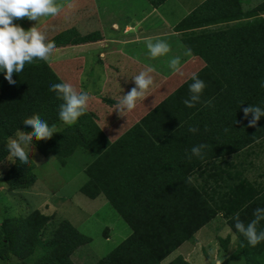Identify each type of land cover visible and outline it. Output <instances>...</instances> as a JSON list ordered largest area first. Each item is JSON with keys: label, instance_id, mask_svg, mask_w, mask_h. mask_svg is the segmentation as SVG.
Instances as JSON below:
<instances>
[{"label": "trees", "instance_id": "16d2710c", "mask_svg": "<svg viewBox=\"0 0 264 264\" xmlns=\"http://www.w3.org/2000/svg\"><path fill=\"white\" fill-rule=\"evenodd\" d=\"M195 44L193 50L204 61L196 73L206 87L194 107L183 103L190 97V76L113 141L100 129H92L87 117L46 139L57 156L70 154L77 147L94 153L80 191L91 199L103 195L131 229L130 235L96 264H162L216 214L189 174L205 161L238 152L264 136V116L256 126L249 127L251 115L245 119L243 113L249 105L264 109V88L260 86L264 81V24L204 34ZM13 79L15 85L0 73V161L8 154V138L18 130L31 128L23 123L26 118L39 115L49 125L63 122L59 118L63 101L50 91L51 84L63 82L51 68H24L14 73ZM190 127L198 131L190 132ZM35 144L44 148L38 141ZM199 144L208 145L203 158L191 155V148ZM35 178L24 164L14 163L5 182L11 189L25 188ZM258 207L264 208V190L237 212L240 220L247 225ZM234 216L228 223L237 244L222 264L241 258L245 264H264V241L255 247L249 245L235 229ZM53 218L54 214L34 210L20 218L15 228H31L34 236L27 246L32 250L39 246L58 251L50 264H71L70 253L83 244L84 237L69 220L61 219L43 243L39 234ZM6 228L0 226V248H13L18 235ZM257 230H264V220ZM65 247L70 250L68 257ZM172 261L190 264L179 256Z\"/></svg>", "mask_w": 264, "mask_h": 264}, {"label": "rangeland", "instance_id": "374dc122", "mask_svg": "<svg viewBox=\"0 0 264 264\" xmlns=\"http://www.w3.org/2000/svg\"><path fill=\"white\" fill-rule=\"evenodd\" d=\"M67 1L70 0H58L57 5L63 6ZM36 22L24 18L18 25L27 30ZM60 23L62 22L59 18L56 21L57 27L54 32L56 40L53 41L56 46L66 43L69 35L68 30ZM105 35H110L107 29ZM68 51H55L57 53H53L48 62L34 60L31 64H25L24 68L47 66L57 74L63 83H71L77 91H90L86 115L77 120L89 118L91 128L100 129L111 141L127 132L142 116L150 112L161 100L187 80L191 74L179 75L180 79L176 78L177 75L175 78H165L167 74L153 71L150 74L154 82L146 91L145 98L138 99L136 107L121 116L118 110H115L116 101L135 86L132 77L139 74L140 71L146 70V68L141 65L138 66L135 63L137 61H131L128 55L122 54L117 57L115 54H110L108 60L115 61L120 67H117L116 72H108L104 71L106 69L104 67L105 62L108 61L106 58L103 59L94 53L86 59H83L81 55H76L77 57L74 58L73 54H67ZM126 53L129 52L126 51ZM137 59L139 58H135V60ZM153 60L159 67L165 58L157 57ZM98 66H102V68L99 69ZM97 68L98 71H96ZM66 69L73 72L69 73ZM52 125L56 126V131L66 126L64 122ZM22 131L30 132L32 129ZM260 139L256 140L250 149L236 157L239 158L236 164L230 166L229 162L226 161L216 162L222 174L223 183L219 194L223 199L229 194H236L243 189L244 192L242 193H247V196L243 198L247 200L264 189V186L260 190L255 187V183L257 181L260 183L262 176L264 178V172H262L264 169V136ZM35 142L34 139L33 146L26 149L29 155V163L24 165L27 173L36 177L31 186L9 188L5 182V177H7L14 163L7 159L9 153L0 161V226L5 225L9 227L6 228L9 232L18 235L17 239H14L16 244L14 249L11 247L0 248V264H50L52 257L58 253L56 249L43 250L39 246L32 250L27 246L29 239L34 236L31 228H15L19 225L20 218L29 215L34 210L54 214L49 225L39 234L43 243L52 236L55 227L58 226V220L67 219L84 237L83 244L77 245L71 253L65 247L67 257L68 252L71 254V264H96L99 259L110 254L119 243L130 235L131 229L103 195L91 199L80 191V187L87 179L85 169L95 158V155L83 147H77L70 154L57 156L52 153V148L46 140L38 141L43 144L44 148L37 147ZM252 149L255 152H251ZM254 153L256 156H253ZM17 161L15 163H20ZM216 177H218V172L209 163H202L190 173V178L199 186V189L202 187L200 181H203L205 187L208 182H211L212 179L215 180ZM243 180L249 181L247 183L249 185H241L240 182L243 183ZM252 185L255 187L254 189L251 187ZM238 186L239 189H235ZM228 211L225 209V214ZM31 218L32 222L35 221L33 215ZM218 231L223 233L224 229ZM82 236H80L81 239H83ZM222 239L225 238L218 235L212 239V243L209 240L208 245H202L201 255L207 264L213 255L219 253V256L224 250L227 253L225 255L227 260L235 250L236 239L232 244L229 237H226V242H222ZM196 241L203 243L202 238ZM214 242H216V246L213 245ZM214 248L218 251H212ZM169 256L164 258L161 263L172 264L174 259L166 261L170 258ZM180 263L175 262V264ZM231 264H245V260L241 258L238 261H232Z\"/></svg>", "mask_w": 264, "mask_h": 264}, {"label": "crops", "instance_id": "0c3cea01", "mask_svg": "<svg viewBox=\"0 0 264 264\" xmlns=\"http://www.w3.org/2000/svg\"><path fill=\"white\" fill-rule=\"evenodd\" d=\"M55 2L57 4L58 0ZM60 7L59 15L41 17L33 24H36V27L45 34L47 41L55 42L56 21L60 18L62 22L60 24L68 30L69 35L66 39L67 42L57 44L53 53L69 50L67 54H73L74 58L81 55L83 59L94 53L107 60L110 54H115L117 57L122 54L128 55L131 61H137L135 63L138 66L141 65L146 69L150 66L154 72L167 74L165 78H175L177 75L176 78L180 79L179 74L174 73L167 66L169 59L174 56L181 57V70L184 74L197 72L204 65L203 60L199 57L200 54L193 50L199 36L264 24V0H159L157 4H154L152 0H70ZM13 22L20 24L21 19ZM106 29L110 35H105ZM147 38H159L167 41L170 45L171 50L167 55L161 56L165 60L159 67L148 53L144 43ZM187 48L192 50V56L183 54ZM67 54L64 55L67 56ZM135 58L139 59L135 60ZM105 63L104 71L116 72L117 67H120L115 61L108 60ZM98 68L100 69L102 66H98ZM98 68L96 71L99 70ZM66 70L69 73L73 72H70L69 69ZM253 144L254 142L238 152L204 162L215 167L218 172V177L208 182L205 187L203 181H200L202 182L200 189L216 210V214L201 226L191 239L184 241L174 249L166 261L180 256L190 264H207L201 255L202 245H208L209 240L212 243V239L218 235L221 238L229 237L231 244L235 241L236 236L228 225V219L264 189L247 200L243 198L247 196V193H242L243 189L236 194H229L223 199L219 194L223 183L222 174L216 162L226 161L230 166L236 164L239 159L236 157L250 149ZM251 152H255V150L252 149ZM253 156H256V153ZM261 179L260 183L259 181L255 183V187L259 190L264 186L263 176ZM191 181L195 184L192 179ZM248 182L243 180V183L241 181L240 184L247 185ZM196 186L199 189V186ZM251 187L255 188L253 185ZM235 189H239V186ZM225 209L229 210L226 214ZM39 211L45 215H52ZM220 229L221 231L224 229L223 233L218 231ZM201 238L203 243L196 241ZM213 245L216 246V242ZM212 251H218V249L214 248ZM225 252L223 250L219 256V253L213 255L208 260L209 264H215L217 259L225 261L227 257Z\"/></svg>", "mask_w": 264, "mask_h": 264}, {"label": "clouds", "instance_id": "9594fccd", "mask_svg": "<svg viewBox=\"0 0 264 264\" xmlns=\"http://www.w3.org/2000/svg\"><path fill=\"white\" fill-rule=\"evenodd\" d=\"M60 12L61 7L56 4L55 0H0V71L4 72L5 79L9 84H16L13 74L22 72L25 64H31L34 60L48 62L56 48L54 42L46 40L45 34L36 27V24L25 30L13 21L24 18L38 21L41 17H55ZM144 43L150 57L153 59L165 56L171 50L167 41L159 38H147ZM183 54L192 56V50L187 48ZM167 66L174 73L184 75L181 70L180 56L169 59ZM153 71L154 69L149 67L132 77L135 86L116 101L115 110H118L121 116L132 111L136 107L138 99L145 98L146 91L154 82L150 74ZM190 76L193 81L189 85L190 97L183 101L185 106L189 108L200 102L201 93L206 87L205 82L199 78L196 72H192ZM260 86L264 88V81L261 82ZM50 91L56 92L57 97L63 101L59 105V118L66 125L71 126L87 111L90 91H77L71 83L67 82L51 84ZM205 103L211 105V101ZM243 113L245 119H248L251 115V119H248V126L254 127L260 118L264 116V109L249 105L243 108ZM23 123L30 126L32 131L18 130L14 136L8 138L9 157L7 159L13 163L18 160L20 163L27 165L29 155L26 149L33 146L34 139L36 141L50 139L56 133V126L52 125L50 127L39 115L26 118ZM189 131L195 133L198 128L190 127ZM225 131L228 130L225 129ZM207 147L206 144L193 146L191 155L203 158V150ZM253 216L254 219L247 225L240 220L238 213L235 214L233 219L235 229L247 239L249 245L255 247L258 243L264 241V230H257L259 222L264 220V208H256ZM215 264H222V260L217 259Z\"/></svg>", "mask_w": 264, "mask_h": 264}]
</instances>
